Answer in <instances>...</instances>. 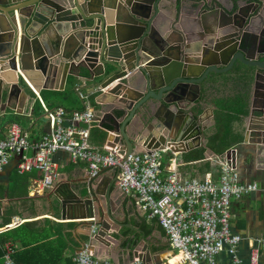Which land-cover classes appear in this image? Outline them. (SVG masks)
Listing matches in <instances>:
<instances>
[{"label": "water", "instance_id": "water-1", "mask_svg": "<svg viewBox=\"0 0 264 264\" xmlns=\"http://www.w3.org/2000/svg\"><path fill=\"white\" fill-rule=\"evenodd\" d=\"M184 2L190 11L185 21L177 0H0V114L14 111L25 93L22 82L38 95L62 90L68 76L89 75L99 79L90 88L98 89L99 104L107 107V146L121 147L126 156L140 146L212 154L205 81L238 61L253 68L249 106L264 142V0ZM251 15L256 22L247 26ZM32 25L40 28L38 36L27 30ZM104 97L111 101L105 104ZM54 194L63 217L69 209L76 224H87L90 243L109 250L115 264L116 241L109 234L122 227L120 210L83 194L82 187ZM146 241L126 253L129 260L150 264L154 253Z\"/></svg>", "mask_w": 264, "mask_h": 264}, {"label": "crops", "instance_id": "crops-1", "mask_svg": "<svg viewBox=\"0 0 264 264\" xmlns=\"http://www.w3.org/2000/svg\"><path fill=\"white\" fill-rule=\"evenodd\" d=\"M179 5L182 8L181 14H184L185 10L188 11L184 0H177V6ZM18 26H20L19 23ZM18 30L20 34L19 27ZM27 30L32 36L40 34V28L36 25H32ZM82 70L85 71L83 68ZM98 80L90 78L89 75L80 78L68 76L64 86L62 84V90L42 89L38 95H33L22 86L25 93L19 94L13 106L14 111L6 110L4 114H0V136L7 134L11 124H16L26 132L32 144L38 143L50 130L44 113V104L49 110L63 106L69 112L91 108L97 123L89 129V142L96 148L106 145L107 130H110V127L107 123L109 118H104L103 115L107 107L99 104L101 100L98 89L90 88ZM59 83L61 87V80ZM26 84L34 91L29 82ZM116 84L117 81L104 90L107 91ZM29 97H31L30 103L27 102ZM102 99L105 104L111 101L108 97ZM209 106L213 118L210 117L208 121H214V125L208 130V140L215 132L216 104L211 101ZM256 123L257 118L251 117V107L248 105V115L240 116L230 123L227 135L228 147L222 155L214 153L207 140L206 145L212 154L202 148H196L184 154L169 152L162 157L164 173L175 168L182 178H202L209 174L216 180L219 170L216 159H221L229 149L235 150L234 168L238 181L255 183L258 187L257 191L230 202V229L232 234L240 239L236 254L245 264L249 259L250 242L264 237V142L260 141L256 133L258 130ZM100 124H103L102 128ZM248 128H251V131ZM198 150L203 151L202 159H188L189 155ZM144 151L146 148L140 146L134 153ZM31 154L30 151L29 155ZM54 160L58 166L60 178L52 189L42 194L32 192L34 182L40 180L42 174L37 170L18 174L16 171L18 158L11 159L0 172V234L9 232L12 234L17 229L13 233L17 240H8L3 245V247L7 244L11 245L13 262L16 251L27 250L29 253L24 257L26 264H74V256L83 244L86 242L91 244L86 237L89 233L87 224H76L77 221L72 220V212L69 209L63 217L62 209L58 206V199L54 192L63 196L69 186L76 191L82 187L83 194L102 198L103 202L110 200L115 210H120L118 218L122 221V227H118L115 233L109 234L116 241L114 249L118 255L115 264H128L136 260H129L126 253L132 250L143 237L147 239L144 245L154 253L150 264H164L172 257L173 251L164 232L155 220L147 219L146 214L138 207L136 199L122 194L115 184L114 172L103 170L98 177L91 178L86 164L72 163L66 152H58ZM15 220L19 223L8 227ZM70 225L74 227L71 228ZM91 247L94 248L93 252L97 258L112 263L109 250L100 248L98 243L91 244ZM177 261L178 259H174L172 264ZM216 264H231L230 256L220 254ZM258 264H264V250L260 252Z\"/></svg>", "mask_w": 264, "mask_h": 264}, {"label": "built area", "instance_id": "built-area-1", "mask_svg": "<svg viewBox=\"0 0 264 264\" xmlns=\"http://www.w3.org/2000/svg\"><path fill=\"white\" fill-rule=\"evenodd\" d=\"M43 107L50 130L38 143L32 144L16 124H11L7 134L0 136V172L11 159L18 158V174L33 170L42 174L32 190L33 194H42L52 189L60 178L55 155L66 152L72 163L86 164L91 178L98 177L103 170L117 173V188L125 196L136 199L148 220L157 222L173 251L172 258H178L176 264H216L222 253L230 256L231 264H245L236 254L240 239L230 229V202L257 191L258 187L255 183L238 181L233 148L216 159L219 166L216 180L209 174L202 178H182L175 168L164 173L162 157L167 148L126 156L119 146L93 147L89 129L97 120L91 108L67 112L63 107L55 110L44 104ZM18 223L15 220L8 227ZM249 250L246 264H258L264 237L250 242ZM12 254L11 245H5L1 264H14ZM74 264L112 263L97 258L91 244L86 242L75 254ZM130 264L144 263L136 259ZM164 264L170 261L167 259Z\"/></svg>", "mask_w": 264, "mask_h": 264}, {"label": "trees", "instance_id": "trees-1", "mask_svg": "<svg viewBox=\"0 0 264 264\" xmlns=\"http://www.w3.org/2000/svg\"><path fill=\"white\" fill-rule=\"evenodd\" d=\"M210 81L220 80L216 86H211L214 95L212 101L216 104L215 112V132L209 137L208 145L217 155H222L227 149L228 130L230 123L238 117L248 115V105L250 103L251 88L253 84V73L252 70L246 66L239 65L235 67L233 71L225 74H210L208 79ZM232 81L228 83L229 87L222 81ZM22 86L26 87L33 95L32 90L22 82ZM231 92V93H229ZM213 95V94H212ZM63 107V106H60ZM64 108V107H63ZM52 110V108H50ZM65 111L66 108H64ZM69 112V111H67ZM203 151L198 150L192 155L188 156V159L194 158V160L202 159ZM191 161V160H190ZM60 227V226H59ZM69 227H74L70 225ZM14 230V232H16ZM13 232V233H14ZM9 233L0 234V264L1 255L3 254L2 247L8 240H17V238ZM10 234V235H9ZM16 238V239H15ZM21 242L22 239H19ZM23 244H26L23 242ZM29 253L27 250L16 251L13 259L15 264H26L24 257Z\"/></svg>", "mask_w": 264, "mask_h": 264}, {"label": "flooded vegetation", "instance_id": "flooded-vegetation-1", "mask_svg": "<svg viewBox=\"0 0 264 264\" xmlns=\"http://www.w3.org/2000/svg\"><path fill=\"white\" fill-rule=\"evenodd\" d=\"M222 2L224 3V5H229V0H222ZM256 9V7H252L251 8V11H254ZM190 14V11L188 10H185V12H184V14H182V15H180V18L182 19L183 18V20L185 21L186 20V18L188 17V15ZM254 17L251 15V17H250V19H248V20H246V23H245V25L247 24V26L248 25H250V23H252V21H254V22H256V19H253ZM239 65H243V66H246V65H244V64H241L240 62H238V61H235L234 62V64H233V66H232V68L227 72V73H229L230 71H233L234 69H235V67H237V66H239ZM247 68H249V69H251L252 70V73H253V68H251V67H249V66H246ZM210 74H216V75H218L217 73H210ZM209 74V75H210ZM220 74H225V73H220ZM209 75H208V77H209ZM208 77H207V79H208ZM206 79V81H205V83H206V85H207V89H206V91H208V104H207V107H210L209 106V104H211V101H212V97L213 96H215L214 95V92H212V90H211V86L213 85V86H216V85H218L219 84V82H220V80H217V81H210V80H207ZM254 80V79H253ZM225 85H226V87L228 86H230V85H228V83H232V81L230 80L229 82H227V81H222ZM253 85V84H252ZM251 91H252V88H251ZM206 94H207V92H206ZM213 94V95H212ZM252 95V94H251Z\"/></svg>", "mask_w": 264, "mask_h": 264}, {"label": "bare ground", "instance_id": "bare-ground-1", "mask_svg": "<svg viewBox=\"0 0 264 264\" xmlns=\"http://www.w3.org/2000/svg\"><path fill=\"white\" fill-rule=\"evenodd\" d=\"M174 259H178V258H177V257H175V258H172V257H171L170 259H168V260L170 261V264H172V262L174 261ZM177 262H178V261H177ZM177 262H176V263H177ZM176 263H175V264H176Z\"/></svg>", "mask_w": 264, "mask_h": 264}, {"label": "rangeland", "instance_id": "rangeland-1", "mask_svg": "<svg viewBox=\"0 0 264 264\" xmlns=\"http://www.w3.org/2000/svg\"><path fill=\"white\" fill-rule=\"evenodd\" d=\"M22 126H23V127H25V125H24V124H22Z\"/></svg>", "mask_w": 264, "mask_h": 264}]
</instances>
